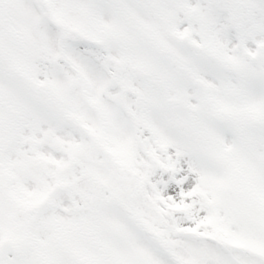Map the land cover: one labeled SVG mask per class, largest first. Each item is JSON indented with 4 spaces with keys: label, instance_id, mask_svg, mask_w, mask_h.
I'll return each mask as SVG.
<instances>
[{
    "label": "snow or ice",
    "instance_id": "snow-or-ice-1",
    "mask_svg": "<svg viewBox=\"0 0 264 264\" xmlns=\"http://www.w3.org/2000/svg\"><path fill=\"white\" fill-rule=\"evenodd\" d=\"M0 264H264V0H0Z\"/></svg>",
    "mask_w": 264,
    "mask_h": 264
}]
</instances>
